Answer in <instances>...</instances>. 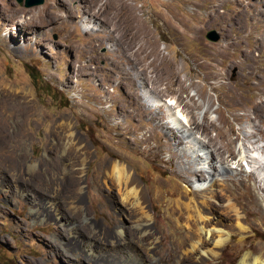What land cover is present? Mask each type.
<instances>
[{
  "label": "rangeland",
  "instance_id": "obj_1",
  "mask_svg": "<svg viewBox=\"0 0 264 264\" xmlns=\"http://www.w3.org/2000/svg\"><path fill=\"white\" fill-rule=\"evenodd\" d=\"M102 1L43 0L26 7L0 0V264H114L115 252L89 254L85 246L92 241L96 252L114 250L113 216L93 183L101 161L113 152L125 155L147 191L163 199L152 206L151 222L160 238L163 232L155 255L164 263L174 260L183 239L177 243L171 234L179 231L158 215L176 207L185 189L197 197L193 190L206 184L209 174L186 178L198 161L187 165L194 154L182 155L173 139L154 131L147 113L157 112L149 107L150 90H162L155 102H163L157 105L162 120L170 121L166 101L178 94L198 103L182 112H191L200 125L193 135L208 139L218 158L233 166L224 181L248 225L213 258L186 264H237L246 252L264 253V0H132L151 34L145 48ZM210 29L219 33L218 40L205 38ZM158 51L175 63L174 84L147 80L146 70L153 78L158 72L150 64ZM173 110L186 124V116ZM69 130L89 142L88 158L73 178L70 166L54 175L49 164L69 147L54 152L57 132ZM219 131L235 140L232 147L218 139ZM242 146L260 161L255 167L243 158ZM206 151L201 147L197 153ZM157 181L164 182L161 189ZM71 195L80 201L74 203ZM113 210L128 227L129 220Z\"/></svg>",
  "mask_w": 264,
  "mask_h": 264
},
{
  "label": "bare ground",
  "instance_id": "obj_2",
  "mask_svg": "<svg viewBox=\"0 0 264 264\" xmlns=\"http://www.w3.org/2000/svg\"><path fill=\"white\" fill-rule=\"evenodd\" d=\"M102 2L108 4L110 8L117 12L116 16L126 23L131 37L136 42L139 41L140 46L145 48L147 38L151 37V34L147 32L141 10L136 7L135 3L132 0H104ZM119 11H124V16L118 15ZM147 49H149V46ZM137 52L139 51L137 50ZM160 53H157V55ZM150 64L153 65V70H158V72L156 77L153 78L150 75V71L148 73L146 70L147 80L160 81L162 78L168 84L175 83L170 82L174 80L173 70L175 63L169 58L164 55H158ZM144 80L147 82L146 79ZM179 83L181 84V88H183L181 80ZM149 92L151 96L149 95L148 98L153 100V102H148L149 107L155 106L157 108V112L147 111V113H151L150 119L154 122V131L157 130L161 134L163 133L165 140L173 139L174 145L180 149L182 155H187V152L194 154V158L187 161L186 164H195L198 161V165L195 168L188 167L186 178L191 181L189 177L192 175V177L200 180L209 174L206 180L207 183L193 190L195 195L198 194L197 197L190 195L192 189H185L179 194L176 207H171L164 214L158 215L159 221H163L162 219H164L169 225L174 226L179 231L180 234L177 236L174 230H172L171 234V237L177 238V243H180L183 239V243L176 247L178 251L174 252V260L164 263L155 255L157 252L156 247L163 239V232L161 230L162 236L160 238L158 236V230L160 229L156 226V223L151 222L156 216L153 212V201L160 203L163 199L157 201L155 194L151 195L147 191L144 181L140 179L141 176L127 162L125 155L113 152L112 155L106 156L101 161V174L96 176L95 179L93 178V183L99 197L106 202L109 214L113 216L111 217L114 223L115 235L111 236V245H113L114 250L103 253L96 252L90 248L93 242L87 241L85 245L87 252L105 257L107 255L112 257L115 252L118 256L116 258L113 256L111 262L114 264H124L126 263L125 261L136 264H153L152 261L154 260L159 262V264H186L190 260L205 261L206 259H211L225 248L234 233L244 234L248 227L245 215H243L241 208L234 198L233 188L224 181V175L233 166H229L228 163L218 158L219 156L214 146L210 145L208 139L203 140L193 135V131L198 129L200 125L193 119L191 112L186 113L187 115L183 113L185 109L198 106V103L192 97L186 100L178 94L175 96V101L171 100L172 102L170 101V103L166 101L167 115L170 116V121H166L161 119L164 113L162 108L157 106L162 105L163 102L162 104L155 103L158 98L163 96L162 90H150ZM176 103L177 105H175ZM173 108L179 110V112L183 111L182 113L187 117H185L186 124ZM139 109L141 112L142 108L139 107ZM169 122L171 126L168 125ZM210 122L213 126H216L215 122L212 120ZM219 135L218 139L224 141L228 147H232L235 143L234 139L223 138L224 132L219 131ZM56 137L57 144L54 152H56V149L68 146V144L69 147L67 151L63 149L65 154L62 157H53L52 162L49 163L50 167L53 169V174L57 175L61 169L70 166L72 169L68 177L73 178L77 173L82 171V167L88 158L89 142L84 136L73 130H69L65 134L57 132ZM65 137L67 139L66 145H63V138ZM147 138H149V134L146 135L145 139ZM187 139L190 141L189 144ZM196 143H200L202 148L207 149L205 154L197 153L201 150V147ZM241 148L244 152L243 158L247 159V163L250 164L251 168L252 166L255 167L260 161L255 156H249L246 153L249 149L248 147L242 146ZM253 162L254 164L251 165ZM235 168L238 169V164ZM260 169L264 171V164L260 165ZM165 171L163 170V172ZM183 171L184 169H181V172ZM79 184L78 180V188ZM163 184V181H157L156 189H161ZM39 194L42 195L44 192ZM70 197H73L74 203L80 201L76 196L71 195ZM47 203L50 210L58 215L59 212L57 210L59 209H57L53 199L49 198ZM113 209H118L119 215L125 216L129 220L128 227L119 221L118 214ZM222 210L224 212H219ZM68 226L70 234H73L76 228L72 222ZM237 264H264V253L246 252L239 258Z\"/></svg>",
  "mask_w": 264,
  "mask_h": 264
},
{
  "label": "water",
  "instance_id": "obj_3",
  "mask_svg": "<svg viewBox=\"0 0 264 264\" xmlns=\"http://www.w3.org/2000/svg\"><path fill=\"white\" fill-rule=\"evenodd\" d=\"M17 2H23V5L26 7L38 5L43 2V0H16ZM205 38L210 41H216L219 38V33L214 29H210L205 33Z\"/></svg>",
  "mask_w": 264,
  "mask_h": 264
},
{
  "label": "trees",
  "instance_id": "obj_4",
  "mask_svg": "<svg viewBox=\"0 0 264 264\" xmlns=\"http://www.w3.org/2000/svg\"><path fill=\"white\" fill-rule=\"evenodd\" d=\"M31 77H32L33 83L35 84L36 83V78L32 74H31Z\"/></svg>",
  "mask_w": 264,
  "mask_h": 264
}]
</instances>
